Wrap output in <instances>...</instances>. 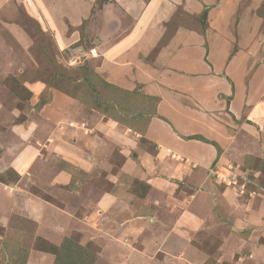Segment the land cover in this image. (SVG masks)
Wrapping results in <instances>:
<instances>
[{"label":"crops","instance_id":"obj_1","mask_svg":"<svg viewBox=\"0 0 264 264\" xmlns=\"http://www.w3.org/2000/svg\"><path fill=\"white\" fill-rule=\"evenodd\" d=\"M95 1L68 2L72 5L69 14L61 17L63 21L57 27L61 30V40H65L68 45L72 41H84L83 34L87 33V37L95 34L96 41L93 44L85 48L80 46L79 49L82 55L89 54L91 58H96L88 67L105 81L122 89L131 91L137 88L146 96L158 97L156 115L149 119L143 135L125 128L131 132L132 138L140 136L151 141L153 156L148 154V150L138 148L137 140L128 139L126 145L136 144L133 151L140 160L134 163L126 154L119 169L127 170L129 175L135 174L143 180L139 172H145L144 162L150 163L156 159L159 168L164 163L165 169H169L163 173L169 176V182L167 190L160 183L147 182V189L158 190L163 196H156L150 201L145 193L139 196L141 203L138 206L129 203L128 195L112 192L98 194L92 206L99 212L117 214L139 211L136 217L144 221L137 226L149 229L144 233L145 236L141 237L143 230H134V234L138 233V239L147 238V245L144 243L140 256V260L147 264L155 262L148 256L147 248H162L161 244L163 246L167 242L165 238L159 240L158 235L167 238L169 233H173L174 241L169 243L171 248L186 247L196 251L198 248L191 242L190 236L199 230H207L216 222L219 225L226 223L221 219L232 218V224L237 229L244 224L251 227L254 216L248 215L241 220L236 216L238 213L232 215L236 209H241L240 205L236 206V203H241L236 190L244 184L233 179L232 184L228 182L227 186L224 179L220 181L215 174L230 172L224 162L228 161L231 154L245 155L249 161L252 156L264 157V44L258 43L256 39L264 21L254 15L253 19L246 15V18L228 21L231 6L224 0L218 3L202 0L208 7L205 20L199 17L202 23L182 21L177 17L176 5L184 7L185 12H200L199 16L203 14L202 5L192 7L189 1L107 0L100 5H96ZM251 2V9H255L258 0L256 3L254 0ZM216 14V18L212 19L211 16ZM47 124L48 121L40 117L29 133L19 135L13 132L15 140L10 145L6 144V152L16 146L17 152L10 166L19 174L30 176L34 182L40 183L42 189L49 191V185L44 183L46 178L48 180L44 176L47 173L43 171L40 179L36 177V172L42 167L41 163H37L36 142L31 144L30 141L33 135L37 141L46 134L44 127ZM68 127L62 130L64 134L61 135V141L57 140L56 149H59L61 142V155L67 159L73 156L74 161L78 162L76 169L89 174L98 161L97 152L96 161L89 153L84 159L79 154H84L89 147L93 148L94 136L97 134L90 128L82 130L79 124L71 129ZM93 127L96 130L99 128ZM103 128L108 131L110 139L119 144L110 143L107 147V141L106 146L100 147L101 152L104 155L111 150L123 153L126 147L121 146L125 142H122V137L128 133L120 129L114 131L116 126L111 121ZM104 129L101 128L102 131ZM118 131L121 135H111V132ZM196 136L205 140L194 138ZM65 146L73 147L74 154L68 153ZM18 182L2 184L0 190L4 194L2 196L0 193V201L13 203L14 207L11 204L10 210L14 214L31 219L37 226V234L53 240L49 230L61 236L73 229L78 219L72 220L64 211L66 198L60 207L59 201L41 199L26 191ZM184 184L189 186L183 189ZM210 201L211 204L216 202L212 208ZM261 201L256 202L254 206H257L253 210H261L259 207L261 203L264 204ZM158 206L167 207L164 210L166 216H154L155 207ZM252 231L249 236L240 237L238 241H247ZM121 232L123 235V229ZM121 239L118 236L110 242L114 248L122 249L124 244ZM107 254L110 256V250ZM112 256L116 258L113 253Z\"/></svg>","mask_w":264,"mask_h":264},{"label":"rangeland","instance_id":"obj_2","mask_svg":"<svg viewBox=\"0 0 264 264\" xmlns=\"http://www.w3.org/2000/svg\"><path fill=\"white\" fill-rule=\"evenodd\" d=\"M175 1L180 3L181 0ZM182 1H189L192 7L202 5V12L207 7L202 0ZM209 1L218 3L221 0ZM224 1L231 6L228 21L246 18V15L252 19L254 15L264 21V0H258L255 9H251V0ZM254 1L256 3V0ZM68 2L70 0H0V178L5 181L0 182V187H3L2 184L11 185L19 181V185H23L26 191L50 202L57 200L60 207L66 198L64 211L72 220L78 219L68 234L59 236L49 230L53 240H48L44 235L37 234V226L36 224L33 226L34 222L31 219L14 214L10 210L11 204L14 207L13 203L0 201V264H53L55 255L51 252H41L36 247H48V243L59 245L65 237L72 239L75 245L73 249L78 256L85 257L86 262L83 264L88 263L90 255H94L92 264H147L140 260L144 243L147 245V238L138 239V233L134 234V230H143L142 237L149 229L144 230L142 226H137L144 221L143 218L136 217L139 211L136 210V213L130 211L126 214L99 212L92 204L96 196L103 192L128 195L129 203L135 206L140 205L139 196L145 193L150 201L156 196H163L158 190L147 189V182H157L164 187L168 185L169 176L163 173L169 169H165L164 163L160 167L162 170L156 159L150 163L144 162L145 172H139L143 180L135 174L129 175L127 170L119 169L126 154H129L134 163L140 160L133 151L136 144L126 145L128 139L137 140L138 148L148 150V154L153 156L151 141L140 136L132 138L131 132L125 130L129 128L130 131L143 135L147 120L151 118L150 108L153 107V100L145 98L143 91L137 88L136 91L141 95L133 90L130 94L113 92L106 89L99 77L87 72L89 64L96 58H91L89 54L82 55L80 46L88 47L96 41V37L95 34L87 37L86 33L83 34L84 41L83 39L72 41L68 45L65 44V40H61V30L58 28L63 21L61 17L69 14L72 7ZM176 6V15L182 21H200L199 17L202 16V14L199 16L200 12H185L184 7ZM64 7L68 8L65 10ZM213 16L212 19L216 18L217 14ZM261 28L256 39L263 45L264 24ZM75 61L78 62L74 63ZM104 92H109L110 95ZM40 117L47 120L48 124L44 127L46 134L41 138L37 141L34 135L30 138L31 144L36 142L37 163H41L42 167V170L36 172L37 175L35 173L33 175L40 179L45 171L47 174L44 176H47L48 180L46 178L44 183L49 185V191L42 189L40 183L34 182L30 176L21 175L10 166L11 159L17 152L16 146L15 149L6 152V144L10 145L15 140L13 132L19 135L29 133ZM110 121L116 126L114 131L120 129L128 133L122 137L124 139L122 142H125L121 146L126 147L124 154L114 150L107 155L101 152L100 147L106 146L107 141H109L107 147L110 143L119 144L110 139L108 131L103 128ZM76 124L81 125L82 130L90 128L97 134L94 136L93 148H85V153L79 154L82 159L86 158L88 153L94 161L97 157L96 166L94 165L89 174L76 169L78 162L74 161L73 156L70 155L71 158L67 159L61 155V142L58 145L59 149H56L57 140L61 141V135L64 134L62 130L68 126L71 129ZM93 126H98V130ZM113 134L119 135L120 131L111 132V135ZM202 138L200 140H203ZM65 149L70 154L75 152L73 147L65 146ZM229 156L224 165L230 172L215 174V177L220 181L224 179L227 186L228 182L232 184L233 179L244 184L236 190L241 202L236 203V206L240 205L241 209H236L232 215L238 213L236 216L241 220L248 215L254 216V220L250 222L252 226L244 224L237 229L232 224V218H220L226 223L219 225L216 222L207 230H199L190 236L191 242L198 248L196 251L188 250L186 247L171 248L169 243L174 241L173 233H169L167 238L158 235L159 240L165 238L164 241L167 242L166 245L161 244L162 248L155 246L147 248L148 256L155 261L152 264H264V204L261 203L259 207L263 211L262 216L261 210L259 212L253 210L257 206H254L256 202L260 200L264 202V193L261 192L264 191V157L252 156L249 161L247 159L249 157L245 155ZM61 186L64 191L66 189L65 192L61 191ZM188 186L184 184L183 189ZM165 189L167 190V186ZM0 193L2 194L3 190H0ZM209 203L212 208L216 202ZM245 203L248 205L244 206ZM166 208L155 207L154 216H166L167 213L164 211ZM10 222L19 223L21 228L9 229ZM143 224L145 225V222ZM251 230L253 231L247 241L240 239V243L239 238L249 236ZM118 236L122 238L121 242L124 244L122 249L114 248L110 242ZM9 238L11 243L7 242ZM76 245L83 248H77ZM18 247L24 248L20 250ZM25 250H28V255L23 261ZM109 250L110 256L107 254ZM63 258L65 261L62 260L61 264L70 263L66 257Z\"/></svg>","mask_w":264,"mask_h":264},{"label":"trees","instance_id":"obj_3","mask_svg":"<svg viewBox=\"0 0 264 264\" xmlns=\"http://www.w3.org/2000/svg\"><path fill=\"white\" fill-rule=\"evenodd\" d=\"M104 1H107V0H96L95 3H96V5H100ZM201 23H202V21H201ZM86 70H87V72L93 73L95 76L99 77L101 82L103 83V85L106 87V89L112 90L113 92H115V91L124 92V94H130V92H132V91H129V90L122 89V88H120V87H118L116 85H113V84L103 80L97 73L93 72L89 67ZM133 91H136V89H134ZM104 93L110 95L109 92H104ZM136 93L140 94L138 91H136ZM145 98L153 100L152 101L153 102V107L150 108V111L152 110L151 117L155 116L156 115V104L158 102V97L145 96ZM148 121L149 120H147V123H148ZM194 138H201V137L196 136ZM202 139L205 140V138H202ZM0 182L5 183L3 178H0ZM32 224L34 226V223H32ZM18 228H21L19 223H13V222L9 223V229L18 230ZM7 242L11 243L10 238L7 239ZM73 246H75V245L73 244L72 239H70L68 237H65L63 239V242L60 243L59 245H55L53 243H48V247L37 246L36 248L38 250H40V251L53 253L55 255V259H54L53 264H61L62 260H64L63 257H66L70 261L69 264H83V263H85L86 262L85 261L86 260L85 257L84 258H82V257L80 258V256H78L77 252L73 249ZM76 247L80 248V249L83 248L80 245H76ZM19 248H20V250H23L24 247H22V248L18 247L17 249H19ZM27 255H28V250H25V256H24L23 261H25L27 259L26 258ZM77 258H80V259H77ZM93 261H94V255H90V259H89L88 263H86V264H92ZM63 264H65V263L63 262Z\"/></svg>","mask_w":264,"mask_h":264},{"label":"water","instance_id":"obj_4","mask_svg":"<svg viewBox=\"0 0 264 264\" xmlns=\"http://www.w3.org/2000/svg\"><path fill=\"white\" fill-rule=\"evenodd\" d=\"M207 8H208V7H206V9H204L203 14H202V16H201V20H205V18H206V13H207Z\"/></svg>","mask_w":264,"mask_h":264}]
</instances>
